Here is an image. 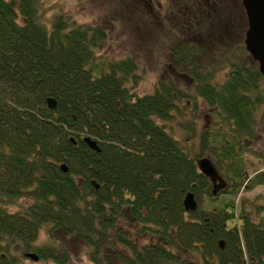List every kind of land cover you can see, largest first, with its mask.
Returning <instances> with one entry per match:
<instances>
[{"label": "trees", "instance_id": "trees-1", "mask_svg": "<svg viewBox=\"0 0 264 264\" xmlns=\"http://www.w3.org/2000/svg\"><path fill=\"white\" fill-rule=\"evenodd\" d=\"M43 4L0 0V264H30L16 245L66 264L62 249L36 244L48 224L53 238L89 245L94 264H264V221L236 208L242 188L264 185L245 157L264 76L246 49L242 0H167L166 39L188 82L170 75L142 95L133 57L101 55L104 27L63 13L47 21ZM201 100L221 118L197 134ZM174 118L197 137L195 154L158 122ZM205 154L229 180L217 195L197 164ZM21 198L30 201L11 209Z\"/></svg>", "mask_w": 264, "mask_h": 264}, {"label": "rangeland", "instance_id": "rangeland-1", "mask_svg": "<svg viewBox=\"0 0 264 264\" xmlns=\"http://www.w3.org/2000/svg\"><path fill=\"white\" fill-rule=\"evenodd\" d=\"M44 16L49 21L56 14H66L80 24L104 27L107 30V39L103 44L101 55L110 59H122L133 57L138 65V84L136 91L139 94L153 93L161 79L170 75L188 82L183 74H179L171 55L173 43L166 37L173 34L167 25V0H43ZM184 85V84H183ZM196 120V127L200 134L203 130L213 128V122L219 117L211 112L208 105L201 100ZM188 117V116H187ZM189 118V117H188ZM191 119V116H190ZM187 121V118H183ZM177 118L158 122L171 126V133L186 146V149L195 154L198 149L197 137H191L190 133L182 129ZM259 136L252 143L255 153H245L248 170L251 177L259 170H264V106L259 113ZM190 135V136H189ZM209 157L218 168L215 159ZM200 158V157H199ZM220 173L228 177L223 170ZM225 194L219 195L224 197ZM221 197V198H222ZM30 200L21 198L10 208L20 209L26 206ZM237 212L246 211L259 221H264V185H257L251 190L244 188L238 193ZM48 224L39 233L36 244L41 247L54 246L56 252L64 251L67 256L66 264H94L88 257L90 246L86 243L61 232L50 235ZM4 243L5 241L2 240ZM13 252L24 257L26 251L16 245ZM37 252L31 250L26 253ZM39 256V255H38ZM30 264H59L52 258H39L35 261L31 258L23 259ZM193 257L188 258L187 264H197Z\"/></svg>", "mask_w": 264, "mask_h": 264}, {"label": "water", "instance_id": "water-1", "mask_svg": "<svg viewBox=\"0 0 264 264\" xmlns=\"http://www.w3.org/2000/svg\"><path fill=\"white\" fill-rule=\"evenodd\" d=\"M242 3L248 17V29L245 35L246 49L253 59L258 62L260 71L264 76V0H242ZM47 102L49 108L55 109L57 107V100L54 97H49ZM71 138L76 144V139L74 137ZM84 140L92 149L101 152V148L95 139L86 136ZM197 164L200 171L212 181L214 195H217L222 189L227 188L228 182L226 178L220 173L209 157L199 158ZM61 169L64 172H68V165L62 164ZM93 184L99 187L96 181H93ZM184 205L188 211H194L198 208V202L194 193L189 192L186 194ZM27 256L35 261L39 260V256L33 252H29Z\"/></svg>", "mask_w": 264, "mask_h": 264}, {"label": "flooded vegetation", "instance_id": "flooded-vegetation-1", "mask_svg": "<svg viewBox=\"0 0 264 264\" xmlns=\"http://www.w3.org/2000/svg\"><path fill=\"white\" fill-rule=\"evenodd\" d=\"M26 255L28 254V253H25ZM28 258H30V257H28ZM32 259V258H31Z\"/></svg>", "mask_w": 264, "mask_h": 264}]
</instances>
